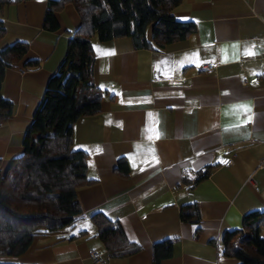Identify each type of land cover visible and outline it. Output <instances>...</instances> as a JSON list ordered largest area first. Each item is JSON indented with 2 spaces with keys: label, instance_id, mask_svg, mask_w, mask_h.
<instances>
[{
  "label": "crops",
  "instance_id": "obj_1",
  "mask_svg": "<svg viewBox=\"0 0 264 264\" xmlns=\"http://www.w3.org/2000/svg\"><path fill=\"white\" fill-rule=\"evenodd\" d=\"M47 8L48 0H21L0 9V49L28 45L2 81L13 105L0 123L2 168L22 152L23 134L80 25L67 3L56 11L59 28L46 30ZM173 15L193 31L161 50L136 49L129 37H92L100 111L80 117L72 132L73 147L86 152L89 182L76 190L81 212L73 225L36 235L24 253L1 263L152 264L153 244L169 239L173 254L160 264H236L223 254L224 232L264 211V0H181ZM31 60L38 65L28 66ZM119 159L126 175L116 169ZM190 203L199 209L197 224L180 220ZM94 213L118 222L139 251L108 257Z\"/></svg>",
  "mask_w": 264,
  "mask_h": 264
},
{
  "label": "trees",
  "instance_id": "obj_2",
  "mask_svg": "<svg viewBox=\"0 0 264 264\" xmlns=\"http://www.w3.org/2000/svg\"><path fill=\"white\" fill-rule=\"evenodd\" d=\"M21 0H0V9ZM181 0H48L43 27L59 28L56 11L74 5L80 25L68 40L66 53L49 78L43 97L22 138V152L0 166V258L24 253L33 238L71 226L80 214L76 190L86 184V152L73 147V124L82 116L100 111L101 94L92 81V37L100 42L129 37L136 49L161 50L184 40L193 23L180 21L173 10ZM5 28L0 20V39ZM28 51L25 42L0 49V123L13 113V105L2 96L7 68ZM36 60L29 61L34 67ZM116 169L126 175L128 165L119 159ZM207 175V171L199 178ZM180 220L197 224L200 213L195 203L180 208ZM96 236L108 257L121 258L139 251L126 237L121 225L94 213ZM174 242L153 244L152 264L173 254ZM223 254L236 264H264V211L244 215L240 228L222 237ZM0 264H7L1 263Z\"/></svg>",
  "mask_w": 264,
  "mask_h": 264
},
{
  "label": "built area",
  "instance_id": "obj_3",
  "mask_svg": "<svg viewBox=\"0 0 264 264\" xmlns=\"http://www.w3.org/2000/svg\"><path fill=\"white\" fill-rule=\"evenodd\" d=\"M230 163H231V160H228L226 164L228 165V164H230ZM91 257H92L97 263H100V260H99L97 254H96L95 252H91Z\"/></svg>",
  "mask_w": 264,
  "mask_h": 264
},
{
  "label": "snow or ice",
  "instance_id": "obj_4",
  "mask_svg": "<svg viewBox=\"0 0 264 264\" xmlns=\"http://www.w3.org/2000/svg\"><path fill=\"white\" fill-rule=\"evenodd\" d=\"M249 54H252V53H249ZM225 163H227V161H224Z\"/></svg>",
  "mask_w": 264,
  "mask_h": 264
}]
</instances>
